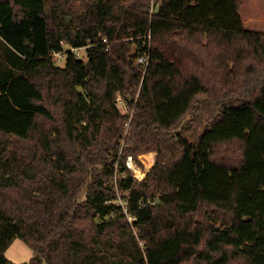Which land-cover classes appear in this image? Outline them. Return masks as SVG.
<instances>
[{"label": "trees", "instance_id": "16d2710c", "mask_svg": "<svg viewBox=\"0 0 264 264\" xmlns=\"http://www.w3.org/2000/svg\"><path fill=\"white\" fill-rule=\"evenodd\" d=\"M243 2L0 0V264L16 237L20 264H110L95 239L120 231L132 264H264V31ZM62 44L87 60L56 64ZM149 151L137 181L125 159Z\"/></svg>", "mask_w": 264, "mask_h": 264}, {"label": "rangeland", "instance_id": "374dc122", "mask_svg": "<svg viewBox=\"0 0 264 264\" xmlns=\"http://www.w3.org/2000/svg\"><path fill=\"white\" fill-rule=\"evenodd\" d=\"M84 0H72V3L75 6H80L81 3H83ZM151 6H152V0H151ZM69 17L68 24L70 21H72V18L70 15L65 16ZM241 18L243 21V24L254 30L264 31V0H244L242 8H241ZM67 23V21H66ZM63 50L61 52H57V54L52 56V59H54L55 63L62 66L65 64L66 60V53L65 51L70 48L71 46L68 44H62ZM81 50L78 51L79 58L83 60H87V54H86V48H80ZM136 47L132 45L131 47V53H134V50ZM11 60H14L13 56L11 55V52L9 48L3 43L1 44L0 48V76L5 75L7 70L10 72H17V62L14 64ZM134 63L136 64V58L133 59ZM139 69L141 70V66H139ZM143 73V72H142ZM119 105L122 109V111H127L126 106L123 104L122 100L119 101ZM128 156H131L133 158V162H131V165L134 164L135 168L142 170L143 177L138 178L136 176V173L133 170V167L129 168L131 175L136 179L137 181L144 180L145 176L147 175L148 171L151 169L155 162V154L154 152H146L138 157V159H134V157L130 154L127 155L125 159V163L127 161ZM116 165V164H115ZM127 165V164H126ZM117 195H118V202H121V195L120 190H118V187H116ZM126 211V210H125ZM119 216L116 214L115 219H117ZM98 220V217L96 218ZM127 220L129 218L127 217ZM139 230L134 229V234L139 237ZM121 239L123 242L122 246H119L118 248H112L110 241L96 238L95 241L99 248L104 252L106 255L108 262L110 264H114L115 262H119L120 264H132L133 263V257L130 255L132 253V245L130 236L127 232L120 231ZM140 244L142 245L143 242L140 241ZM6 257L15 264H20L24 262H29L30 259L34 256L33 249L20 237H16L13 239L11 244L8 246V248L5 251ZM42 264H46L43 262Z\"/></svg>", "mask_w": 264, "mask_h": 264}, {"label": "built area", "instance_id": "2783aa9c", "mask_svg": "<svg viewBox=\"0 0 264 264\" xmlns=\"http://www.w3.org/2000/svg\"><path fill=\"white\" fill-rule=\"evenodd\" d=\"M80 48H83V46L82 47H70V49L73 52H75L76 55L78 54V51L81 50ZM55 54H57V52H52V55H55ZM148 58H149V55H148L147 52H144V53H142L140 55H137V57H136V62L138 64H140L141 71L143 72V74L145 73L146 68H147ZM121 100H122L121 97H119L118 98V101H121ZM130 162H133V158L131 156H128L127 161H126V164H127L128 167L132 168ZM128 218H129V220H131V217H128Z\"/></svg>", "mask_w": 264, "mask_h": 264}, {"label": "bare ground", "instance_id": "6f19581e", "mask_svg": "<svg viewBox=\"0 0 264 264\" xmlns=\"http://www.w3.org/2000/svg\"><path fill=\"white\" fill-rule=\"evenodd\" d=\"M130 164H131V162H130ZM131 167H133V170H134V172L136 173V176H137L138 178H142V177H143V172H142V170L135 168L134 164H132Z\"/></svg>", "mask_w": 264, "mask_h": 264}, {"label": "water", "instance_id": "95a60500", "mask_svg": "<svg viewBox=\"0 0 264 264\" xmlns=\"http://www.w3.org/2000/svg\"><path fill=\"white\" fill-rule=\"evenodd\" d=\"M66 21H67V23H68V21H69V17H66ZM129 98H131V96H129ZM95 220H96V218H95ZM97 221V220H96Z\"/></svg>", "mask_w": 264, "mask_h": 264}]
</instances>
